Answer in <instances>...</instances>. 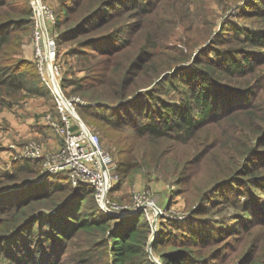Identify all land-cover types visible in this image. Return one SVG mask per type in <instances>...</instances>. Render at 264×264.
Instances as JSON below:
<instances>
[{"label": "trees", "instance_id": "obj_1", "mask_svg": "<svg viewBox=\"0 0 264 264\" xmlns=\"http://www.w3.org/2000/svg\"><path fill=\"white\" fill-rule=\"evenodd\" d=\"M158 13V7L153 8L149 0L65 2L56 13L53 29L56 52L59 43L78 38L72 51L79 58L80 66L87 68L88 72L73 91H79L90 102L105 101L84 105V116L89 114L94 120H103L114 129L129 130L136 139L145 137L151 143L173 139L178 147L193 148L175 172H183L189 165L192 167L191 187L187 191L200 201L182 222L190 227L196 219L198 232L191 230L185 239L171 241L195 246L199 252L195 250L198 254L194 256L191 250L184 253L171 250L170 255H174L172 263L264 264V256H252L253 252H244L240 244L243 238L252 234L254 227L258 228L259 234H264V1L259 2L257 11L247 13L259 26L243 30L234 23L233 36L240 43L238 47L212 49L219 56L216 60L210 56H194L187 64L177 67L173 74L164 72L175 62L185 60L181 49H178L175 60H171L154 42L151 43L153 50L146 48L152 34L155 33L156 40L161 38L159 33H164L167 39L171 35L164 27V19H157ZM30 15L28 0H22L21 4L14 0H0V104H4V96L23 89V82L11 74L13 70L8 63L17 60L13 55L24 40L18 31L24 33L32 29ZM71 19H74L73 25L58 32V27ZM142 28L147 33L146 40L136 48L134 34ZM209 33L210 29L204 34ZM222 34L226 32L221 31ZM193 36L203 37V34L194 29ZM184 44V47H190ZM26 65L29 66L25 73L35 75L39 85L35 64L20 62L21 69ZM171 79L177 82L171 86L179 89L178 102L157 94L159 85ZM62 83L65 86L64 78ZM92 107L98 110L92 111ZM50 110L54 111V102ZM118 116L120 118L116 119ZM199 133L205 134L206 138L196 140ZM131 142L123 149L122 164L115 160L118 164L116 186L128 173L133 178L138 170L150 164L157 170L167 168L165 155L174 151L173 148H157L156 153L154 148L155 153L146 158L145 150ZM256 154L262 155L263 159L256 157L252 163V156ZM24 159L27 161L15 163L14 167L29 169L31 159ZM178 164H174V168ZM16 173L17 169L0 171V187L11 183L8 180H13ZM59 176L63 177L65 184ZM198 176L203 185L195 180ZM48 183L49 186L43 188ZM232 184L238 195H247L248 200L240 204L237 214L227 218L229 221L224 220L228 222L226 225L223 221L212 222L206 215L194 216L195 213H207L217 202L226 201L225 187ZM205 186L209 188L205 190ZM215 188H225V191L219 201L208 200ZM79 194L86 199V204L93 206L94 212L83 221L78 217L76 225L57 211L67 208L70 213L71 202L68 201L72 195ZM44 203H50L52 208L58 205L56 212L39 211ZM35 210L37 214L32 215ZM138 213L144 217L141 223ZM132 215L118 218L108 214L94 200L91 186H73L63 173L48 174L38 182L1 190L0 256H6L9 264H59L61 254L72 244V241L69 245L68 242L77 234V245L86 246L88 253L86 258L77 260L78 264H153L145 256L139 241L149 233L150 222L143 212ZM133 217L136 221L131 223ZM237 223L241 226L237 227ZM136 226L144 227L137 237L131 233ZM215 229L219 233L217 236ZM232 233L240 234L230 236L238 244L223 253L219 245L225 235ZM116 234L122 237V243L128 248L116 247L113 239ZM106 235L112 237L108 243ZM94 239L96 242L89 244ZM224 243L230 242L226 239ZM97 245L104 247L96 249ZM89 256L98 259L92 260ZM186 258L189 260L185 261Z\"/></svg>", "mask_w": 264, "mask_h": 264}, {"label": "rangeland", "instance_id": "obj_2", "mask_svg": "<svg viewBox=\"0 0 264 264\" xmlns=\"http://www.w3.org/2000/svg\"><path fill=\"white\" fill-rule=\"evenodd\" d=\"M17 1L18 4L22 3V0H14ZM70 3L73 0H47V2L54 8L55 13H57L63 6L65 2ZM152 4V7H158L159 13L157 15V19H164V27L168 28V32L171 33L170 37L164 38V33H159L161 35L160 40H156L154 38V34H152L147 42V50H153L151 43L154 42L156 45L159 46V51L169 57L171 60H175L177 56L178 49L182 50V56L185 58L184 61L175 62L172 65V68L164 73L173 74L177 67L183 66L190 62L194 56L206 57L210 56L213 59H219L218 54H215L212 49L220 48V47H228L234 46L238 47L240 43L236 42L235 36H233L235 30L234 23L240 26L241 29L244 28H252L254 26H259L257 22H254L253 19H250L247 13H253L258 10L259 2L264 0H149ZM253 8V9H252ZM74 23V19L69 20L64 25L58 27V32L63 31L67 26H72ZM31 28V27H30ZM223 28V29H222ZM194 29L199 31V34H203V37L193 36ZM210 29L209 35L204 34L206 31ZM31 30V29H30ZM30 30L28 32H24L22 30L18 31V34L23 35V42L17 47L16 54L13 55L17 60H11L8 64H11L13 72L12 75H16L18 80L23 82V89H20L10 96H4V104H0V142L1 138L6 137L5 128L8 126L5 120L4 114L7 112H11L13 110H17L23 108L26 105V100L29 95L32 93L33 89L36 86L37 80L35 75H27L25 73L26 69L29 65H26L25 69H21L20 62L23 60L25 62H31V45H30ZM14 30L13 32H15ZM226 32V34L220 35V32ZM147 33L145 29H140L136 34H134V41L136 48L144 43L146 40ZM78 38H74L71 40L64 41L63 43H59L57 45L58 49V58L63 66V78L65 81L66 89L71 94L79 95L84 102L77 106L79 114H81L82 119L88 124L91 130H93L99 140L101 141V145L104 150L108 151L109 154L113 157L114 160H120L118 164L121 162L122 164V155L123 149L127 146L129 142L139 145L140 148L145 150L146 158H149L151 155L158 152L157 148L163 150L165 148H173V153H168L165 155V162L166 167L163 169H155L150 164L147 167H143L138 172L142 173V177H144L147 173H153L157 175L156 177L159 178L164 183L163 190L155 191L148 185L142 186L137 188L135 185V173L134 177L131 178L130 176L125 175L121 179V183L116 187L112 188L109 192V197L113 201H117L123 204H130L132 200V192L133 190H144L146 189L149 192V198L159 205L161 211L156 216V218L150 222L149 220V233L145 237V239H139L141 242V247L144 251L145 256L147 259L153 262V264H175L173 260L174 255H170L171 250H180V253H184L185 251L191 250L194 252V256L197 255L199 252L195 246L184 244H178L177 242L172 243L171 239L183 240L188 236V233L192 231L198 232V226L196 219H194L193 225L190 227H186L187 223H183L187 216H189L196 206L199 204L200 200H197L196 195H190V192L187 191L189 189L190 181L193 177L192 167L189 165L186 170L183 172H175L180 168V162L184 161L186 156L191 154V150L193 148L188 146H181L175 143L173 139H167L161 141V143H151L147 141L145 137L136 139L134 135L126 129L119 128L114 129L109 127L107 123L103 120H94L91 115L86 114L84 116L83 106L87 104H94L97 105L99 102L105 101H93L90 102L84 97L79 91H73L76 88L78 82L84 80L87 74V68H83L80 66L79 58L74 54L72 51L73 46L77 42ZM187 47H184L185 44ZM134 50V49H131ZM158 51V52H159ZM20 60V61H19ZM89 67V66H88ZM98 72V71H95ZM35 77V78H34ZM174 81L168 80L164 82V84H160L157 89V94L163 96L164 99H168L169 101L178 102L180 101V92L179 89H175L174 86L171 84ZM177 82H174V84ZM106 90V89H104ZM101 98V96H99ZM107 102V101H106ZM9 103V104H7ZM109 103V102H107ZM114 105V103H109ZM92 111L98 110L96 107H92ZM122 116V115H121ZM120 116H118L119 119ZM123 119V118H121ZM109 121L115 124L113 119ZM46 126V125H45ZM48 127V126H47ZM51 130V129H50ZM3 131V132H1ZM53 133V132H52ZM206 138L205 134L199 133L196 140ZM38 142V140L34 138H30ZM27 141V142H28ZM26 142V141H25ZM23 142L20 145V148L25 145L26 143ZM136 142V143H135ZM2 143V142H1ZM0 143V171L3 172H13L17 169L16 177L13 180H8V182L3 186L0 187L1 190H9L10 188H19L24 186L26 183H35L38 182L46 177L48 174L52 173H44L41 171V162L38 159H31L28 161L29 169H21L14 167L15 163L18 164L21 161H27L24 158L19 156L18 151L12 150L8 154L7 157H4L5 152L7 151L5 146H2ZM39 143V142H38ZM40 144V143H39ZM133 144V145H134ZM41 146V144H40ZM157 146V147H155ZM19 148V149H20ZM155 148V149H154ZM41 149L43 150L42 146ZM201 151V150H200ZM43 152H51L45 151ZM13 157H16L13 159ZM252 163L255 161L256 157L263 159L262 155L256 154L252 156ZM29 159V158H27ZM24 160V161H23ZM115 161V162H116ZM116 162V163H117ZM179 163L175 168L174 164ZM123 165L121 167V170ZM205 168V167H203ZM169 170H174L173 173L169 172ZM192 173V174H191ZM202 173V172H201ZM145 174V176H144ZM59 179L65 184L63 181V177L59 176ZM151 180V178L149 177ZM131 180V181H130ZM197 183L199 185H203L200 181V176L196 177ZM118 182V181H117ZM49 186V183L45 185L46 188ZM233 187L235 189H233ZM238 187V185H237ZM209 187L205 186V190ZM226 188V189H225ZM224 189L226 190V195H228V199L223 202H217L214 206H210L209 210L205 214L195 213L196 215H206L210 221H223V224H227L229 221L227 218L232 217L233 215L237 214L240 210V204L246 202L248 200L247 195L239 196L238 192L236 191V187L234 184L230 186H226ZM239 188V187H238ZM224 189H217L215 191L212 190L208 200L215 199L219 201V197L225 191ZM167 193H169V200H167ZM167 194V195H166ZM166 196V197H165ZM66 197H63V199ZM174 198V199H173ZM16 201L19 200L15 198ZM62 199V200H63ZM174 200V201H172ZM20 201V200H19ZM70 210L62 208L57 211L60 213V216H68L70 220H72L73 224L77 225L78 217L79 220L83 221L89 218L90 213L94 212V208L91 204H86V199L83 198L82 195H72L70 200ZM58 206V205H57ZM52 208L50 203H44L42 206L38 208L39 211L44 213H54L56 212V208ZM220 210V211H219ZM33 212L32 215L37 214ZM136 213V212H134ZM132 214H127V216H131ZM137 215H140L139 213ZM136 215V216H137ZM125 216L124 213L121 214V217ZM133 216V215H132ZM131 216V217H132ZM118 217V216H117ZM118 217V218H121ZM143 215L139 217L140 223L143 222ZM85 218V219H84ZM130 218V217H128ZM134 218V219H133ZM131 218V223L136 221V218ZM146 220V219H145ZM225 220V221H224ZM178 221V222H177ZM140 223L138 226H140ZM191 223V222H190ZM45 225H48V222H45ZM136 226V230L132 231V235L137 237L139 232L142 231V227ZM241 226V224L237 223V227ZM230 229V228H229ZM129 230V229H125ZM132 230V229H131ZM130 230V231H131ZM231 230V229H230ZM10 234V233H7ZM5 234V235H7ZM123 233H121L122 236ZM214 234L217 236L219 233L214 231ZM240 235V234H229L225 235L224 241L227 239L230 243L221 242L219 248H222V252L224 253L228 248H232L236 246L238 243L232 240L230 237L231 235ZM108 240L106 243L112 240V237L108 235L105 236ZM115 239L116 247L117 248H128L127 246L122 243V237L116 234ZM72 241V244L68 247L65 253L61 254V259L59 264H78L77 260L86 258L88 253L86 251V246L77 245V234L68 242ZM96 239L89 242V244H94ZM241 248H243L244 252L252 251V256H264V234H259L258 228L254 227L252 229V234L248 237L243 238L240 241ZM96 249H103L104 245H97ZM257 246L256 248H254ZM216 248V246L214 247ZM8 250V249H6ZM193 250V251H192ZM197 252H196V251ZM110 254V253H106ZM119 256V255H118ZM90 257V256H89ZM88 258V257H87ZM92 260L98 259L97 256L90 257ZM185 261L189 259H184ZM6 256H0V264H9Z\"/></svg>", "mask_w": 264, "mask_h": 264}, {"label": "built area", "instance_id": "obj_3", "mask_svg": "<svg viewBox=\"0 0 264 264\" xmlns=\"http://www.w3.org/2000/svg\"><path fill=\"white\" fill-rule=\"evenodd\" d=\"M28 3L32 27L31 61L35 64L39 85L47 89L54 102V111H45L41 119L59 138V147L55 151L43 152L40 144L31 139L18 151L19 156L40 160L42 172L63 173L73 186H91L94 200L108 214L121 217L123 213L133 214L141 208L146 219L152 222L161 210L150 200L146 189L133 190L130 204L109 197L110 190L117 184L118 164L77 112L78 104L84 100L63 86V66L56 52L53 32L55 10L47 0H28Z\"/></svg>", "mask_w": 264, "mask_h": 264}, {"label": "crops", "instance_id": "obj_4", "mask_svg": "<svg viewBox=\"0 0 264 264\" xmlns=\"http://www.w3.org/2000/svg\"><path fill=\"white\" fill-rule=\"evenodd\" d=\"M52 106L53 101L51 95L37 83L36 88L33 89L32 93L27 98L26 105H24L23 108L4 114L5 120L7 121L6 123L8 124L5 130H3L6 132L7 136L4 138L2 137V143L0 142L7 150L4 157H7L13 149H15L14 151L20 152V145L25 141L27 142L30 138L38 140L45 151H55L58 149L59 138L52 133L49 127L43 124L41 119L42 113L50 110ZM141 175V172L135 174L134 181L137 188L148 185L155 191H159L160 189L163 190L164 183L156 177L157 175L147 173L145 176L144 174L146 180H144V177ZM167 194L168 198L166 199L169 200L170 194ZM155 205L157 204L155 203Z\"/></svg>", "mask_w": 264, "mask_h": 264}, {"label": "water", "instance_id": "obj_5", "mask_svg": "<svg viewBox=\"0 0 264 264\" xmlns=\"http://www.w3.org/2000/svg\"><path fill=\"white\" fill-rule=\"evenodd\" d=\"M137 210H138L139 212H141V208H138ZM138 211H137V212H138Z\"/></svg>", "mask_w": 264, "mask_h": 264}]
</instances>
